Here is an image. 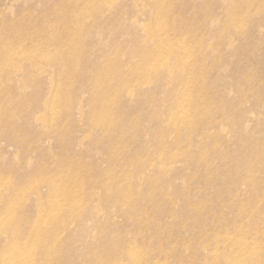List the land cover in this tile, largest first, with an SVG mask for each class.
Returning <instances> with one entry per match:
<instances>
[{
	"label": "rangeland",
	"instance_id": "obj_1",
	"mask_svg": "<svg viewBox=\"0 0 264 264\" xmlns=\"http://www.w3.org/2000/svg\"><path fill=\"white\" fill-rule=\"evenodd\" d=\"M0 264H264V0H0Z\"/></svg>",
	"mask_w": 264,
	"mask_h": 264
}]
</instances>
